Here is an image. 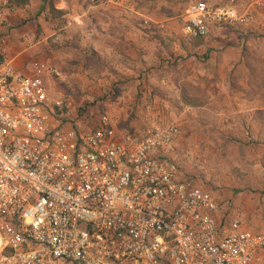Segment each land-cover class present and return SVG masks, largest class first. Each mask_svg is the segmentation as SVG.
<instances>
[{"label": "built area", "instance_id": "obj_1", "mask_svg": "<svg viewBox=\"0 0 264 264\" xmlns=\"http://www.w3.org/2000/svg\"><path fill=\"white\" fill-rule=\"evenodd\" d=\"M235 3L189 4L177 19L185 40L251 24ZM5 21L0 8V33ZM47 75L61 76L0 62V264H257L264 231L222 215L182 172L179 125L120 132L106 113L77 129Z\"/></svg>", "mask_w": 264, "mask_h": 264}, {"label": "crops", "instance_id": "obj_2", "mask_svg": "<svg viewBox=\"0 0 264 264\" xmlns=\"http://www.w3.org/2000/svg\"><path fill=\"white\" fill-rule=\"evenodd\" d=\"M255 1H251V7L263 13ZM51 2L57 11L55 17L51 14ZM29 3L37 10L43 7L45 17L39 22L44 21L43 26L52 30L44 29L46 34L31 48L24 46L34 40V35L8 36L7 42L0 43L6 62L25 74L33 73L42 63L55 66L61 75L57 80L69 88L74 83L82 90L100 93L116 84L123 90L118 97V104L124 106L123 112L122 108L119 110L124 114L123 121H127L128 109L136 108L140 125L131 126L138 130L149 118L155 121L162 116L167 120L171 114L182 130L177 145L182 172L195 176L199 185L218 197L222 215H238L245 227L264 231V87L255 82L229 83L224 79L226 74L254 73L246 58L261 57L264 50L260 43L262 40L264 44V37L255 32L257 21L244 26L241 33L231 27V30L215 29L208 38L187 42L177 21L180 8L177 0H29ZM249 30L256 35H248ZM51 37L55 44L50 46ZM42 46L43 55H37ZM169 55L176 57L177 66L167 78L164 58ZM197 55L203 58L197 61ZM170 84L183 112L178 113L173 107L170 113L152 112L153 103L158 107L160 100L153 93L154 88ZM194 86L202 89L203 99H198L200 94L195 92H184ZM60 94L72 104L71 94L67 96L65 90ZM118 104L107 101L111 113V107ZM163 104L170 103L163 101ZM69 115L72 121L78 118L76 112ZM231 146L244 147L245 155L241 158L230 155ZM250 146H257L255 152L249 150ZM234 161L237 167L231 165ZM231 170L234 172L230 173ZM244 187L252 189L243 191Z\"/></svg>", "mask_w": 264, "mask_h": 264}, {"label": "rangeland", "instance_id": "obj_3", "mask_svg": "<svg viewBox=\"0 0 264 264\" xmlns=\"http://www.w3.org/2000/svg\"><path fill=\"white\" fill-rule=\"evenodd\" d=\"M24 1L25 2L19 3L18 0H0V8H3L6 13V21L4 23L2 32L0 33V41L6 40L7 42L8 36L20 35L21 33L24 34V35H21V37L22 36L27 37L29 34H32L35 36L34 40L27 42V44L24 46L26 48L27 47L31 48V46L36 44L38 40L46 34L44 29L47 30L49 26L44 27L43 24L45 22L43 21V24L39 22L40 19H44L45 17L43 16L44 14L43 7L37 10L36 8H33V7L31 8L29 0H24ZM177 1L180 3L179 5L180 8L178 9L177 14H176L177 19L185 11L186 7L193 2L206 1L212 4H217L216 2H214L215 0H212V1L210 0H177ZM221 1L222 2L221 3L219 2L218 4H226L227 2L231 0H221ZM251 1L252 0H236L235 4L239 8L242 7L241 9L242 11H249L253 19L251 24H253L254 21L255 22L257 21V23H259L258 24L259 26L256 27L255 32L259 37L261 36L262 38L264 37V14H263L264 11H262L263 13H260L256 9L251 7L250 5ZM56 15L57 14L54 12L52 17H55ZM243 28L244 27L238 26V27H234L231 29H233L234 32L239 31L241 33ZM50 29L52 30V28ZM225 29H230V28H225ZM225 29H219V30H225ZM248 33L249 34L252 33V35H256L254 32H251L250 30L247 31V34ZM48 43L50 46L55 44L52 41V37L48 38ZM260 43L261 45L264 46V44L262 43V40H260ZM17 49H15L16 52H17ZM12 51L15 52L14 50ZM166 53L169 54L168 51ZM0 55L3 56L1 52H0ZM37 55H43V46H42V50H40L37 53ZM260 55L261 57H258V58H249V57H248L249 59L246 58L247 63L248 64L251 63L252 65L251 68L254 70L253 74H241V73L237 75L226 74L224 76L225 81L229 83H237L238 80L239 81L244 80L248 82L259 83V85L264 87V50L260 52ZM169 56L170 57L164 58V62H165L164 65L167 67L165 76L167 78L171 77V74H170L171 70L177 66L176 57L171 56V55ZM202 58H203V55H197V61L201 60ZM41 59H43V57H41ZM25 67H27V65ZM45 78H46V83H47V87L49 90V94L54 100H60L64 98V96L60 97L61 95L60 91H63V90L68 92L67 96H69L70 94L71 96H73L72 104H68L66 100L64 101L63 109L61 113L63 114V116H65V119H66L64 120L65 121L64 123L68 122V124L74 125L77 129L79 128L81 130H87V131L93 129L98 124L101 116L106 113H108L111 116L113 122L115 123L117 130H119L120 132H125L133 128L136 132L145 133L154 125L156 126L159 124L173 122V119L170 116L171 114L169 115L167 120H164L162 116H161L162 119L158 118L155 121L149 118L148 122L145 121V123L144 122L142 123V125L140 126V128L142 127L141 130H138L135 127L131 126L132 123H135V125H140L138 124L140 121V118H139V115L137 114L136 108L132 110L128 109L127 114H125L127 117V121L126 122L123 121L124 114L122 112L124 111L123 109L124 106H121L118 104V101H120L118 97L122 95L123 90L120 89V87H117L116 84L112 83L111 85H109L110 88L108 90L101 91L99 93L98 91H94L90 89L91 87L89 88L90 89L89 91L82 90L78 86H76L74 83L72 84V87L69 88L64 84V82L57 80L58 76L52 77V76L47 75ZM169 83H172V82L170 81ZM185 83H186L185 85H187V82ZM205 83H208V80H205ZM170 86L171 84L169 86H165L167 88L165 87L163 88V86L162 87L157 86L156 88H154L153 93L157 94L160 100L158 101V104H157L158 107H156V105L153 103V106H152L153 108H151L152 112H157L158 110L159 111L165 110V113L167 111L170 113L171 111L169 109L171 107H173V109L175 110H178V113L181 111L183 112L184 108H182L183 106L181 105V103H179V98H177V95L175 93L176 91L172 90ZM184 92L185 93L195 92L198 95L200 94L201 96L199 95L198 99H203V97L205 96L202 93V89L201 88L196 89L195 86L190 90L188 88H185ZM108 100L113 101L114 104L115 103L118 104L115 107L114 106L111 107L112 113L110 112V108L107 105ZM163 101H168L170 103L169 106H165L163 104ZM120 108L123 109L122 112H119ZM75 112L78 118L75 121L74 120L72 121L70 119L69 114L75 113ZM145 124H148V127L145 126ZM256 148L257 146H250L249 150L251 152H255ZM231 149H232L231 153L233 154L231 153L229 154L234 155L237 158L243 157L246 152L245 148L242 146L241 147L239 146L238 149H236L235 146H231ZM231 165L233 166L236 165L235 167H237L236 161L232 162ZM181 167H182V164H181ZM231 172L233 173L234 171L231 170L230 173ZM247 188L252 189L250 187H244L243 191L247 190ZM238 190H241V187H239ZM231 205L234 206L233 202L231 203ZM257 264H264V253L260 256Z\"/></svg>", "mask_w": 264, "mask_h": 264}, {"label": "trees", "instance_id": "obj_4", "mask_svg": "<svg viewBox=\"0 0 264 264\" xmlns=\"http://www.w3.org/2000/svg\"><path fill=\"white\" fill-rule=\"evenodd\" d=\"M19 3H22V2H25L24 0H18ZM50 7H51V14H53L54 12H57L55 9H54V6L52 4V2L50 3ZM4 57L0 55V62H4Z\"/></svg>", "mask_w": 264, "mask_h": 264}]
</instances>
